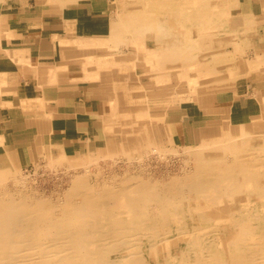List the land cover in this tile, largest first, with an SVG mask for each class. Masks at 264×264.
Here are the masks:
<instances>
[{"label": "bare ground", "instance_id": "6f19581e", "mask_svg": "<svg viewBox=\"0 0 264 264\" xmlns=\"http://www.w3.org/2000/svg\"><path fill=\"white\" fill-rule=\"evenodd\" d=\"M168 1L154 14H121L111 29V41L137 44L130 56L150 65L153 96L170 100L191 94L190 101L211 92H236L225 83L214 91L208 88L212 82L235 81L239 66L233 52L202 61L188 44L196 39V33L188 30L190 24H197L199 34L201 27L218 29L208 19L212 14L201 9L199 0ZM36 2L40 7L49 4L50 11L58 0ZM233 27L241 42L243 30ZM178 56L183 63L197 61L164 68L165 62ZM122 61L93 58L95 70L90 68L92 76H86L102 82L116 102L111 125L115 138L98 152L108 156L132 151L145 156L165 142L164 114L150 115L138 103L136 97L150 95L147 84L135 81L130 87L115 82L123 78L116 72L118 67L126 68ZM262 115V120L230 129L224 142L185 151L189 168L169 182L113 174L95 187L83 173L55 202L28 194L23 186L15 191L7 188L8 180L25 182L0 168V264H264V107Z\"/></svg>", "mask_w": 264, "mask_h": 264}, {"label": "crops", "instance_id": "0c3cea01", "mask_svg": "<svg viewBox=\"0 0 264 264\" xmlns=\"http://www.w3.org/2000/svg\"><path fill=\"white\" fill-rule=\"evenodd\" d=\"M33 1L32 7L29 0L0 2V168L3 169L28 168L42 157L69 160L97 152L103 140L100 127L111 110L109 91L106 90L107 94L102 84L86 78L91 69L82 68L80 51L69 45V36L102 39L110 34L114 0H58L50 11L49 4L44 2L39 8ZM239 7L242 14L237 18L239 24L243 25L249 17L256 20L255 41L244 39L252 42L246 56L253 62L258 54L264 59V29L263 32L259 29L264 26L259 21L264 22V0H238ZM231 40L229 51H233L237 39L231 36ZM90 49L87 57H92L93 49L96 50L93 46ZM242 88L241 84L238 94L217 91L198 95L187 104L165 110V124L173 141L185 147L217 144L225 140L230 129L249 124L253 106L242 97Z\"/></svg>", "mask_w": 264, "mask_h": 264}, {"label": "rangeland", "instance_id": "374dc122", "mask_svg": "<svg viewBox=\"0 0 264 264\" xmlns=\"http://www.w3.org/2000/svg\"><path fill=\"white\" fill-rule=\"evenodd\" d=\"M32 7L35 3L33 0H29ZM130 1V2H129ZM141 1V3H140ZM165 1V2H163ZM196 1V0H195ZM222 1L225 2V5ZM227 1V2H226ZM0 2L5 3V0H0ZM12 2V1H11ZM36 2V0H35ZM148 2V3H147ZM198 2V1H197ZM1 3V4H2ZM221 3V4H220ZM161 4L169 5L168 0H114V9L115 12L113 14L112 27L120 22L121 14L126 13L127 11L135 12V13H152L154 14L158 8H161ZM127 5V6H126ZM121 6V8H120ZM199 6L205 12L212 14L208 19L215 23L218 27L210 28V25L206 27L197 28V24H190L188 30L190 33H196V39H192L188 44L193 46L194 49L198 51V60L208 61L219 58V54L221 52L231 50L230 42L231 36L235 37L234 32L230 29L231 25L235 27L241 25L238 23L237 18L240 14V7L238 8V0H199ZM128 7V8H127ZM39 8H41L39 6ZM128 10H127V9ZM120 10V11H119ZM141 10V11H140ZM229 10V11H228ZM124 11V12H123ZM169 14V13H167ZM227 14V16H226ZM212 16V17H211ZM218 16V17H217ZM171 18V16H168ZM167 18V19H169ZM262 18V17H260ZM249 20V19H248ZM260 23L264 24L263 20H260ZM257 21V22H259ZM255 17H250L249 22L244 20V25L240 26V29L243 30L242 34L244 37L241 38V42L235 41L233 43V55L236 57V61H238L237 66H239V70L236 71L235 81H219L212 82L208 84V88L212 91L217 89L218 86H234L237 89L235 94H238V88L243 85L242 97L247 100V102H251L253 109L251 116L249 118L248 123H254L253 121L263 119L262 118V109L264 107V101H260L261 95L264 97V59L260 58V54H258V59L254 62L247 58V53L251 51V41H255V37L253 36V30L256 27ZM192 23V22H190ZM227 24V25H226ZM225 27H223V26ZM222 26V27H221ZM233 27V29L235 28ZM193 28V29H192ZM262 32L264 26H260L259 28ZM248 31V32H247ZM225 33V34H223ZM231 33V34H230ZM249 34V35H248ZM110 34H106L102 37V39L98 38H79L74 36H69V45H72L79 49L80 53L78 56L81 57L83 64L81 65L84 70L87 71L86 68H92L91 65L93 58L102 57L104 59H108L109 61H114L115 59H122L126 68L120 69L118 67L117 76H123L121 79L115 80L116 83H130V87L133 82H140L143 84H147L146 89L150 95H142L141 97H136L138 103L143 104L149 111L150 115H156L159 113H163L165 110L169 108L179 107L180 104L187 102L189 98H191V94L187 98L183 97H175L173 99H167L162 97L153 96L152 84L151 81V73L148 71L151 69L149 64H141L139 63V58L133 60V56H130L131 51L137 50V48L133 45H137L134 42L122 43L120 45L115 44V42L111 41ZM130 38L132 37L129 34ZM252 36V38H250ZM55 37H53L54 39ZM80 39V40H79ZM110 39V40H109ZM251 40L249 43L244 40ZM57 40V39H55ZM87 42V43H86ZM98 42V43H97ZM233 42V41H232ZM97 44L93 49V56L87 57L89 52V44ZM238 43V50H235V46ZM248 43V45H247ZM235 44V45H234ZM126 46V47H125ZM189 46V47H191ZM250 47V48H249ZM195 50V51H196ZM255 52V51H254ZM255 56L257 53L255 52ZM175 60H168L164 64V68L168 66L171 67H182L183 65L195 63L197 60L193 62H180V57L174 58ZM241 60V61H240ZM90 63V67L88 65ZM87 65V66H86ZM94 67V66H93ZM113 68V63H112ZM123 68V67H122ZM95 70V69H94ZM173 70V69H171ZM252 73V74H251ZM254 73V74H253ZM135 76V77H134ZM92 80V79H91ZM94 80V79H93ZM253 81V82H251ZM227 82V83H226ZM95 83L101 86L98 80L95 79ZM225 83V84H224ZM224 84V85H223ZM103 85V84H102ZM187 85V84H186ZM184 85V87H186ZM188 86V85H187ZM134 87V85H133ZM102 90L106 92L105 86H102ZM101 90V91H102ZM145 90L142 94H145ZM155 91V90H154ZM176 90H173L175 92ZM107 93V92H106ZM118 93V91H117ZM155 93V92H154ZM108 94V93H107ZM109 98L111 99V107L110 114L103 118L106 119L104 126L101 125L100 131L103 135L102 147L99 149L103 151L108 145V141H112L115 138L114 130L111 129V125L115 122V117H113V113L115 112V97H112L109 93ZM183 95V94H182ZM184 100H183V99ZM113 107V108H112ZM256 122V121H255ZM103 127V128H102ZM161 129L166 133L165 142L162 146H158V151L156 149L154 152H148L145 156L139 155L138 153L129 152L127 154L119 153L114 151V153H110L108 156H104L101 152H97L87 155L85 157H76L72 159H65L61 157L59 160H53L51 158L42 157L36 164L28 167V168H18V169H8L10 172L15 174L24 180V185L15 184L12 180H8L6 182L7 188L15 191V189L20 188L21 190H26L28 194H36L40 198L48 197L53 199L55 202H59V199L65 190L70 186L71 181L79 174L85 173L90 182L93 183L95 187H98V183L101 180H106L113 175H120L122 179L128 178L130 175H136L145 179H150L152 181H160V182H169L170 180L180 177L185 171L189 168L187 163V155L185 151L198 149L199 147H185L177 145L172 139V133L167 124H165V119L163 116V121L161 125ZM228 137V136H227ZM227 140V138H225ZM224 140V141H225ZM223 141V142H224ZM100 143V140L99 142ZM210 146L215 144H209ZM201 146V145H200ZM162 147V148H161ZM151 148H156L152 146ZM191 161V160H190ZM100 173V174H98ZM98 175V178H97ZM103 177V178H101ZM101 178V179H100ZM208 231V230H207Z\"/></svg>", "mask_w": 264, "mask_h": 264}]
</instances>
